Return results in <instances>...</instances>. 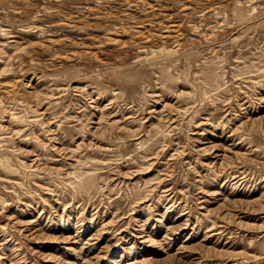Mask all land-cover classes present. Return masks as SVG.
Listing matches in <instances>:
<instances>
[{
	"label": "rangeland",
	"instance_id": "374dc122",
	"mask_svg": "<svg viewBox=\"0 0 264 264\" xmlns=\"http://www.w3.org/2000/svg\"><path fill=\"white\" fill-rule=\"evenodd\" d=\"M0 264H264V0H0Z\"/></svg>",
	"mask_w": 264,
	"mask_h": 264
}]
</instances>
